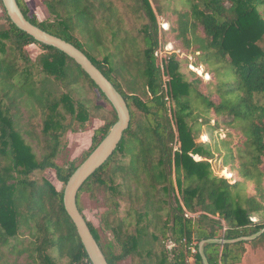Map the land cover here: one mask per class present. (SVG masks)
<instances>
[{
  "label": "trees",
  "instance_id": "trees-1",
  "mask_svg": "<svg viewBox=\"0 0 264 264\" xmlns=\"http://www.w3.org/2000/svg\"><path fill=\"white\" fill-rule=\"evenodd\" d=\"M16 1L32 24L81 50L129 109V127L117 149L83 183L76 197L81 213L83 193L95 200L102 197L105 209L100 225L111 233L118 251L104 247L96 228L85 220L108 264L127 258L131 264H188L191 245L196 247L193 264H204L200 241L251 236L264 228V219H250L264 212V0H186L188 8L183 10L175 9L170 0H129L127 4L123 3L127 0H43L52 22L38 21L24 0ZM120 7L133 8L146 19L138 36L119 35ZM2 8L0 164L4 160L7 165L0 168V264H17L7 260L4 248L9 254H26L30 260L24 264H56L51 253L56 260L68 259L67 264H91L64 208L63 190L117 115L112 108L97 116L103 123L93 130L91 146L79 164H57L60 138L70 123L84 124L91 115V101L74 98V87L92 89L109 101L73 59L20 30ZM165 10L176 16L169 18V32L185 49L199 52V62L219 77L218 103L197 90L199 79H184L174 55L161 68L155 55L157 14L164 15ZM32 44L42 50L35 60L26 49ZM98 53H103L101 59ZM198 99L203 113L229 112L246 124V159L235 163L228 137L213 147L197 141L200 126L210 123L207 118L201 123L193 118L192 105ZM22 106L40 116L39 156L24 137L33 134L22 128ZM217 153L222 154V166L236 172L234 183L214 173L210 160ZM125 157L127 162L121 160ZM45 169L55 171L63 183L61 189L31 177ZM116 176L121 179V191L114 186ZM246 182L253 189H247ZM120 202L128 204L123 217L118 214ZM23 236L28 237L26 242ZM263 243L264 233L249 241L208 242L204 254L208 264H239L249 246Z\"/></svg>",
  "mask_w": 264,
  "mask_h": 264
},
{
  "label": "rangeland",
  "instance_id": "rangeland-1",
  "mask_svg": "<svg viewBox=\"0 0 264 264\" xmlns=\"http://www.w3.org/2000/svg\"><path fill=\"white\" fill-rule=\"evenodd\" d=\"M28 9L29 14L34 15L38 21H46L52 22L54 21L53 16L50 15L46 6L43 3V0H24ZM169 1V0H168ZM2 1L0 0V23L4 22L3 20V8ZM171 5L175 9H187L188 3L186 0H170ZM124 4L129 3V0L123 2ZM153 8H156V4L154 2L151 3ZM228 6V4H226ZM156 10V9H155ZM121 19H120V27L122 32H120V36H124L125 32H128L129 35L136 36L138 30L142 28V25L146 22V19L141 16H138V13L134 12L133 8H124L120 7ZM175 20L176 16L171 13L169 10H165L164 15L157 14L158 21V45L155 51V55L158 58L159 63H165L170 56L174 55L179 64V71L187 81H195L199 79L195 85L197 90L200 91L203 95L208 97L214 103H218L220 101L219 93L216 91V83L217 75L213 72L214 70H210L207 66L199 62V52L192 53V49L187 50L183 47L180 40L175 38L174 33H170L171 21ZM100 25V22H97ZM104 37H109V32H104ZM138 36V35H137ZM105 41V38H104ZM107 49H111V45L108 43L105 44ZM259 45H262V42H259ZM27 52L32 60H35L37 56L42 52L41 48L37 45H29L26 47ZM103 53H98L97 57L101 59ZM163 79L166 81L167 77L163 75ZM72 95L74 98H88L91 101L90 111L91 115L89 120L84 124H78L76 122H69L68 118L65 120L66 125L70 123L66 132L60 138V144L62 146L61 152L56 157L57 164H69L73 162L74 164H79L83 159L85 153L88 152L91 146V136L92 132L103 121L100 119L102 115H105L108 112L113 111L112 106L105 102L94 90L89 89L86 90L83 86L81 88L80 85L74 87ZM257 97V96H256ZM258 100V98H256ZM259 101H263L262 99ZM193 118L198 120L200 123L204 121V118L210 120L209 124H202L200 126V134L197 138L198 142L202 143H210L213 147L214 142H220L221 139L230 138L231 146L234 151L235 163L240 160L246 159L249 155L247 154L249 151L246 150V135H244V131L246 130V124L242 121H236L233 116L229 112H224L221 115H217L214 113L212 109L207 113H203L201 111L200 100H194L193 102ZM99 115L100 118L97 116ZM101 120V121H100ZM20 122L22 124V128L26 131H30L33 135L31 137L25 135V139L27 142L31 143L33 146L34 152L36 155L42 154L41 145L38 142V137L40 136V116L34 115V113L27 110L25 107L20 108ZM218 127L215 129H210L208 125H215ZM212 135V138H211ZM220 145V143H218ZM177 147V146H176ZM196 160L199 158L194 156ZM123 162L128 161V157L121 159ZM212 163V169L215 174L218 176H222L230 181V183H234L236 179V172L231 171L229 167L222 166L223 159L217 153L210 160ZM7 165L6 161H1L0 168ZM31 177L38 182H41L42 179H45L51 182L56 189H61L63 187V183L58 181L55 175V171L53 169H45L43 171L34 172ZM121 179L119 177H115L114 186L122 190ZM247 189H253L252 184H248L246 182ZM100 200H95L87 193H83L80 197L81 205H82V213L85 219L96 228L100 235V242L105 247L109 246L112 250L118 251V246L110 232L104 231L100 225V215L104 211L103 200H101V195H98ZM128 204L125 202H120L119 212L120 216H124ZM192 216V215H191ZM251 221L256 222L258 220L264 219V212L256 213L252 216ZM25 242L28 240V237H22ZM19 241L20 238L16 240H11V243ZM194 247V246H193ZM106 249V248H105ZM6 253V258L9 262H15L17 264H24L26 261H29L30 258L27 257L26 254L21 256H17L15 254H9L7 249H3ZM250 252L246 258V263H250L251 261H258L259 264H264V243L259 245L249 246L248 248ZM52 254V258L55 260L56 264H67L68 259L64 260H56L55 254ZM190 256V255H189ZM188 256V257H189ZM188 259V258H187ZM187 261V260H186ZM193 261V259H192ZM194 263V262H192ZM191 263V264H192ZM116 264H131L130 259H125L122 261H118Z\"/></svg>",
  "mask_w": 264,
  "mask_h": 264
},
{
  "label": "water",
  "instance_id": "water-1",
  "mask_svg": "<svg viewBox=\"0 0 264 264\" xmlns=\"http://www.w3.org/2000/svg\"><path fill=\"white\" fill-rule=\"evenodd\" d=\"M1 1L7 16L16 27L33 37L36 41L52 46L73 59L104 94L117 115V121L112 125L107 135L73 171L63 190L64 208L76 228L79 239L91 264H108L101 248L94 239L85 218L77 207L76 197L77 192L83 183L111 157L121 142L124 131L128 129L130 113L126 101L114 85L81 50L73 44L32 24L24 16L16 0ZM262 233H264V228L251 236H242L231 240H202L198 244V250L203 263L208 264L204 254L205 243L219 242L225 244L239 241H249L257 238Z\"/></svg>",
  "mask_w": 264,
  "mask_h": 264
},
{
  "label": "built area",
  "instance_id": "built-area-1",
  "mask_svg": "<svg viewBox=\"0 0 264 264\" xmlns=\"http://www.w3.org/2000/svg\"><path fill=\"white\" fill-rule=\"evenodd\" d=\"M193 246L194 245L190 246V256L188 257V259L186 261L188 264H191L192 262H194V254L196 253V247L195 246L193 247ZM192 259H193V261H192Z\"/></svg>",
  "mask_w": 264,
  "mask_h": 264
},
{
  "label": "crops",
  "instance_id": "crops-1",
  "mask_svg": "<svg viewBox=\"0 0 264 264\" xmlns=\"http://www.w3.org/2000/svg\"><path fill=\"white\" fill-rule=\"evenodd\" d=\"M250 252H251V251L247 250V252H246V254H245V257H244V259H243V262H241V263H239V264H259L258 261H251V260H250V263H246V258H247L248 255H249V257H250Z\"/></svg>",
  "mask_w": 264,
  "mask_h": 264
}]
</instances>
